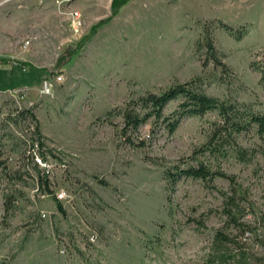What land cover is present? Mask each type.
I'll use <instances>...</instances> for the list:
<instances>
[{"label": "rangeland", "instance_id": "obj_1", "mask_svg": "<svg viewBox=\"0 0 264 264\" xmlns=\"http://www.w3.org/2000/svg\"><path fill=\"white\" fill-rule=\"evenodd\" d=\"M171 1L121 5L89 32L110 0H0V264H245L264 255V139L244 133L252 159L220 160L252 204L242 224H226L225 178L165 176L193 162L213 112L184 115L171 131L168 119H148L131 135L139 146L121 141L119 115H103L198 74L207 93L264 108V0H221L217 16L200 17ZM203 26L229 71L202 67ZM37 138L43 154L30 146ZM43 172L51 192L37 185Z\"/></svg>", "mask_w": 264, "mask_h": 264}, {"label": "trees", "instance_id": "obj_2", "mask_svg": "<svg viewBox=\"0 0 264 264\" xmlns=\"http://www.w3.org/2000/svg\"><path fill=\"white\" fill-rule=\"evenodd\" d=\"M128 0H110V12L107 16L98 19L90 26L89 32L109 20L115 14L119 7ZM218 25L225 29L235 38H239L240 32H234V28L218 20ZM196 49L203 48V58L201 60L202 67L210 61L214 66H218L221 72L229 71V67L222 60V53L214 46L209 28L203 26L202 32L195 40ZM6 61V58L0 57V61ZM261 77L264 78V70ZM204 78L201 75H194L184 80H175L163 87L159 91L146 90L123 101L119 106L106 109L103 113L104 117L111 115L120 116V125L118 133L121 141L129 145H142L144 140L137 138L133 140L132 133L135 132L139 125L148 119L157 120L159 117L168 119L166 127L169 131L174 129L179 119L184 115H203L211 111L213 117L207 121V129L204 134L203 141L194 146L188 155V159L193 162H184L179 160L177 164L172 166L173 170L165 171L169 182H173L177 177L190 176L201 179L211 180L213 177H223L228 182V188L223 190L221 198V212L224 215L226 224H242L241 217L247 210L252 211V204L248 200L244 188L236 182L233 173H228L222 169L220 160L227 156L233 157L237 161L246 162L252 159L253 144L243 145L240 142V136L250 132L257 138L264 139V108L255 110L247 103L207 93L203 87ZM173 99H178L176 106L168 115H163V107ZM34 131L40 135L37 123L35 122ZM30 146L43 154L40 150L42 141L38 138L31 140ZM42 159L44 155L41 156ZM186 164H180V163ZM0 161V166H2ZM38 186L43 185L46 192H51L48 188V179L46 173L38 175ZM57 205L60 206L57 198ZM7 207V205H6ZM222 241H229L230 238L226 234L216 231ZM244 255L241 254V257ZM245 264H264V255L258 257L257 262L245 261Z\"/></svg>", "mask_w": 264, "mask_h": 264}, {"label": "crops", "instance_id": "obj_3", "mask_svg": "<svg viewBox=\"0 0 264 264\" xmlns=\"http://www.w3.org/2000/svg\"><path fill=\"white\" fill-rule=\"evenodd\" d=\"M133 1H152L155 3L162 2L164 0H128L126 3H124L120 9L133 2ZM167 1V0H165ZM221 0H172L170 2L171 6H174L176 4H181V10L180 13L184 14V11L186 13L191 12L194 15L200 16H217L220 13L221 7H220ZM211 5V6H210ZM190 9H194L195 11H191ZM190 10V11H188ZM212 10V11H210ZM203 12V13H202ZM204 12H209L205 14Z\"/></svg>", "mask_w": 264, "mask_h": 264}, {"label": "built area", "instance_id": "obj_4", "mask_svg": "<svg viewBox=\"0 0 264 264\" xmlns=\"http://www.w3.org/2000/svg\"><path fill=\"white\" fill-rule=\"evenodd\" d=\"M77 15H79L78 13H77V11H73V13H72V16L73 17H76ZM74 21H76L75 19H73ZM77 23H78V21H76ZM25 43H27V40L25 41ZM60 76H56V79H58ZM51 87V81H50V79H45V80H43V82H42V84H41V89L40 90H42V91H48L49 90V88Z\"/></svg>", "mask_w": 264, "mask_h": 264}]
</instances>
